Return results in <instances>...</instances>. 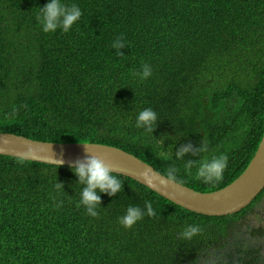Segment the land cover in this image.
<instances>
[{"label": "trees", "instance_id": "1", "mask_svg": "<svg viewBox=\"0 0 264 264\" xmlns=\"http://www.w3.org/2000/svg\"><path fill=\"white\" fill-rule=\"evenodd\" d=\"M45 2L0 0V133L117 147L201 193L245 169L264 125V0H61L81 16L47 33L36 21ZM141 64L152 70L143 80L132 75ZM144 108L150 131L135 126ZM220 155L219 180L196 176ZM71 169L0 155V264H264V231L245 215L264 190L205 216L113 173L121 188L98 192L92 216ZM145 201L152 216L119 223ZM187 225L198 231L183 239Z\"/></svg>", "mask_w": 264, "mask_h": 264}, {"label": "water", "instance_id": "2", "mask_svg": "<svg viewBox=\"0 0 264 264\" xmlns=\"http://www.w3.org/2000/svg\"><path fill=\"white\" fill-rule=\"evenodd\" d=\"M0 155L70 168L77 161L96 156L114 174L130 178L173 204L205 216L236 213L249 205L264 188V125L261 139L245 169L223 188L207 193L178 184L134 155L103 144L41 142L0 133Z\"/></svg>", "mask_w": 264, "mask_h": 264}, {"label": "clouds", "instance_id": "3", "mask_svg": "<svg viewBox=\"0 0 264 264\" xmlns=\"http://www.w3.org/2000/svg\"><path fill=\"white\" fill-rule=\"evenodd\" d=\"M80 16L81 10L76 4H64L61 0H46L43 6L39 8L36 15V21L41 31L45 33L55 31L57 29L66 32L69 30L70 26H72L73 23L80 18ZM121 44L122 40L117 37L112 40L111 48L119 49ZM117 55H119L118 52ZM151 71V67L148 64H141L139 71H133L132 75L143 80L151 75ZM155 119V112L150 108H144L136 114L135 126H143L145 129L150 131L152 123ZM188 150L189 146L184 145L179 148L176 155L180 156ZM200 150L203 151L204 149L201 147ZM225 161L226 157L223 155L200 160L196 169V176L198 178H202L205 182L219 180L221 178L222 169L225 167ZM71 171L83 185L80 189L78 204L83 205L86 213L92 216L97 214L96 211H94V208L99 201L98 192H107L109 195H112L121 188V181L113 174V171L110 170L104 161L96 156H88L83 161H77ZM173 171L174 169H170L168 171V175L171 176ZM54 187H59V185H54ZM262 190H264V188ZM260 192L255 196V198L260 194ZM252 201L245 208L249 207ZM153 214L154 209L152 208L151 202L145 201L143 210H141L139 206L129 205L125 209L124 214L118 219L122 226L128 227L140 219L141 216H152ZM197 231V226L187 225L180 233V236L183 239H188L197 233Z\"/></svg>", "mask_w": 264, "mask_h": 264}, {"label": "flooded vegetation", "instance_id": "4", "mask_svg": "<svg viewBox=\"0 0 264 264\" xmlns=\"http://www.w3.org/2000/svg\"><path fill=\"white\" fill-rule=\"evenodd\" d=\"M246 216L255 215L258 218V225L264 231V191L260 194L256 202L245 212ZM261 243L264 244V238H261Z\"/></svg>", "mask_w": 264, "mask_h": 264}]
</instances>
